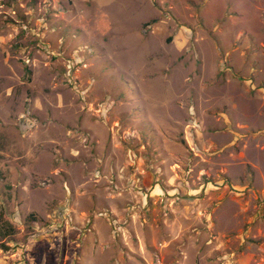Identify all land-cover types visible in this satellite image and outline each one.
<instances>
[{"label":"rangeland","instance_id":"obj_1","mask_svg":"<svg viewBox=\"0 0 264 264\" xmlns=\"http://www.w3.org/2000/svg\"><path fill=\"white\" fill-rule=\"evenodd\" d=\"M0 264H264V0H0Z\"/></svg>","mask_w":264,"mask_h":264}]
</instances>
